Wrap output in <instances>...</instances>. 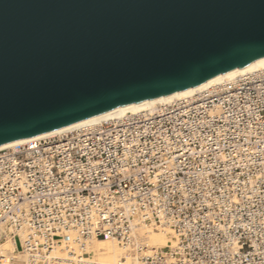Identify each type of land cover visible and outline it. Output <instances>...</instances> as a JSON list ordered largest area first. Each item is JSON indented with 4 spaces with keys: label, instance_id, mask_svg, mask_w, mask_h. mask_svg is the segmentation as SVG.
I'll return each instance as SVG.
<instances>
[{
    "label": "built area",
    "instance_id": "obj_1",
    "mask_svg": "<svg viewBox=\"0 0 264 264\" xmlns=\"http://www.w3.org/2000/svg\"><path fill=\"white\" fill-rule=\"evenodd\" d=\"M166 229L176 246L146 254L141 231ZM68 233L141 264H264V70L1 150L0 264H60L64 239L77 257Z\"/></svg>",
    "mask_w": 264,
    "mask_h": 264
},
{
    "label": "water",
    "instance_id": "obj_2",
    "mask_svg": "<svg viewBox=\"0 0 264 264\" xmlns=\"http://www.w3.org/2000/svg\"><path fill=\"white\" fill-rule=\"evenodd\" d=\"M264 59V0H0V148Z\"/></svg>",
    "mask_w": 264,
    "mask_h": 264
},
{
    "label": "bare ground",
    "instance_id": "obj_3",
    "mask_svg": "<svg viewBox=\"0 0 264 264\" xmlns=\"http://www.w3.org/2000/svg\"><path fill=\"white\" fill-rule=\"evenodd\" d=\"M264 70V59L253 61L248 65L241 67L237 70L228 72L226 74L215 77L200 86L193 87L191 89L175 93L169 96H164L155 100L146 101L139 104H134L113 111L107 112L97 117L79 122L77 124L71 125L69 127L41 135L32 139L23 140L10 145H6L0 148L1 150L8 149L17 145H23L31 140H39L49 137H54L62 135L68 132L79 130L89 126L99 125L101 123L117 120L124 118L128 115H134L145 111H152L159 106H164L176 101L193 98L196 95L218 85L225 83H230L237 80L239 77L245 76L250 73L258 72ZM142 237L145 236L147 250L144 252L146 254L150 253L154 248H166L175 247L176 242L174 240V234L171 230H159L158 232L154 230H142ZM71 238L69 242L72 243V249L76 253L77 257H72L68 255L66 250V244L68 241L64 239L60 244L61 246L54 250L50 254L49 259L61 260L60 264H141L139 255L136 253H128V251L122 249L116 242L105 239H94L88 241L85 245L84 250L78 244H74L73 241L77 239L76 233H68ZM0 249L10 250L12 249L10 241L0 243ZM127 252V253H126ZM87 254V257H84ZM82 256V259L80 257ZM8 259V258H7ZM74 262V263H72ZM7 264V261L5 262Z\"/></svg>",
    "mask_w": 264,
    "mask_h": 264
},
{
    "label": "rangeland",
    "instance_id": "obj_4",
    "mask_svg": "<svg viewBox=\"0 0 264 264\" xmlns=\"http://www.w3.org/2000/svg\"><path fill=\"white\" fill-rule=\"evenodd\" d=\"M159 231V230H158ZM158 231H156V232H158ZM143 238H145V236H143ZM146 239V238H145ZM146 241V240H145ZM127 253V252H126ZM128 253H131V252H128ZM132 254V253H131ZM85 257H87V256H85Z\"/></svg>",
    "mask_w": 264,
    "mask_h": 264
}]
</instances>
